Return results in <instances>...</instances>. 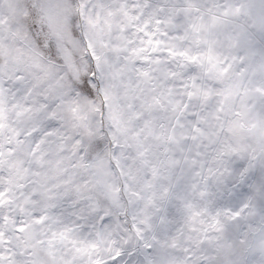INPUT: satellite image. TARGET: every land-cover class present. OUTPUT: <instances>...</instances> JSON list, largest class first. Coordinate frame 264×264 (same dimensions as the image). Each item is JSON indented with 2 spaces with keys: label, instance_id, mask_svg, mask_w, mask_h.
Masks as SVG:
<instances>
[{
  "label": "snow or ice",
  "instance_id": "snow-or-ice-1",
  "mask_svg": "<svg viewBox=\"0 0 264 264\" xmlns=\"http://www.w3.org/2000/svg\"><path fill=\"white\" fill-rule=\"evenodd\" d=\"M0 264H264V0H0Z\"/></svg>",
  "mask_w": 264,
  "mask_h": 264
}]
</instances>
